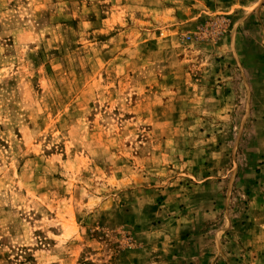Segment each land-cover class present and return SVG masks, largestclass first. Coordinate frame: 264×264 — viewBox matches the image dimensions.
I'll return each instance as SVG.
<instances>
[{"label":"rangeland","instance_id":"374dc122","mask_svg":"<svg viewBox=\"0 0 264 264\" xmlns=\"http://www.w3.org/2000/svg\"><path fill=\"white\" fill-rule=\"evenodd\" d=\"M0 264H264V0H0Z\"/></svg>","mask_w":264,"mask_h":264}]
</instances>
